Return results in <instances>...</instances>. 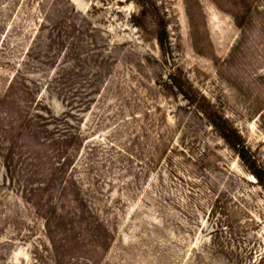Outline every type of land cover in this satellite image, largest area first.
<instances>
[{"label":"rangeland","instance_id":"obj_1","mask_svg":"<svg viewBox=\"0 0 264 264\" xmlns=\"http://www.w3.org/2000/svg\"><path fill=\"white\" fill-rule=\"evenodd\" d=\"M171 75L264 174V0H0V264H264V185Z\"/></svg>","mask_w":264,"mask_h":264},{"label":"trees","instance_id":"obj_2","mask_svg":"<svg viewBox=\"0 0 264 264\" xmlns=\"http://www.w3.org/2000/svg\"><path fill=\"white\" fill-rule=\"evenodd\" d=\"M246 16L250 14V9L246 11ZM247 18V17H246ZM141 25V24H138ZM158 25V33H157V40L161 46V48L166 51L169 47V42H168V32H167V27L164 19L159 16V19L157 21ZM240 26H242V23L240 21ZM172 81L174 85L182 91V93L190 100L192 103H197V105L203 110V112L210 117L212 122L219 128V131L221 132L222 136L233 146L236 148L238 151L239 155L241 158L244 160V162L252 169L256 177L259 179V181L264 185V174L261 169H259L258 165L256 164V160L252 157V155L249 153V151L245 148L243 145L241 137L237 134V132L230 127H228V123L222 119L220 115L217 113H214L210 110L209 105H206L203 101L197 99L196 94L192 87L184 85V83H181L177 80L176 76L171 75ZM76 137V134L74 133H69L67 135L63 134L62 139L66 143L71 144L73 139ZM66 160V159H65ZM65 163V162H64ZM66 185L68 183H73V180H65ZM74 184V183H73ZM78 213H84L83 209L80 208L77 209ZM88 211V210H87ZM77 212L67 210V212L64 214L59 213V208L57 207L56 203H53L49 214H48V223L50 222H55V220H58L59 224H66L70 222V219H68V216L71 214H74L75 217L73 218V224L77 225L80 227V223L82 222L81 219H84V214L81 216H78ZM78 219V220H77ZM72 220V219H71ZM66 222V223H64ZM52 224V223H51ZM55 243V241H54ZM237 263L240 262V259H237ZM235 263V262H234Z\"/></svg>","mask_w":264,"mask_h":264}]
</instances>
